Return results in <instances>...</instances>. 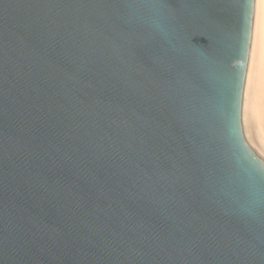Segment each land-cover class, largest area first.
Returning <instances> with one entry per match:
<instances>
[{"label":"water","instance_id":"obj_1","mask_svg":"<svg viewBox=\"0 0 264 264\" xmlns=\"http://www.w3.org/2000/svg\"><path fill=\"white\" fill-rule=\"evenodd\" d=\"M254 6L0 0V264H264Z\"/></svg>","mask_w":264,"mask_h":264},{"label":"bare ground","instance_id":"obj_2","mask_svg":"<svg viewBox=\"0 0 264 264\" xmlns=\"http://www.w3.org/2000/svg\"><path fill=\"white\" fill-rule=\"evenodd\" d=\"M243 123L248 138L249 135L252 136L257 141L254 143H258L264 151V0H255L252 42L243 98ZM247 130L251 133L248 134ZM252 137L250 141L257 150Z\"/></svg>","mask_w":264,"mask_h":264},{"label":"rangeland","instance_id":"obj_3","mask_svg":"<svg viewBox=\"0 0 264 264\" xmlns=\"http://www.w3.org/2000/svg\"><path fill=\"white\" fill-rule=\"evenodd\" d=\"M247 132H248V134L249 133H251V131L250 130H247ZM250 137H252V136H250L249 135V139H250ZM253 138V137H252ZM251 138V140H253L252 142H253V144H254V146L257 148V150L259 151V152H261L263 155H264V151H263V149L261 148V147H259L260 145L258 144V143H254V142H257V141H254V138L252 139ZM256 140V139H255ZM263 151V152H262Z\"/></svg>","mask_w":264,"mask_h":264}]
</instances>
